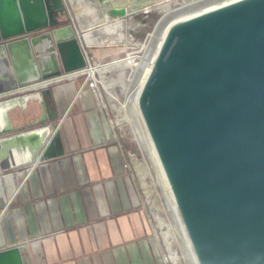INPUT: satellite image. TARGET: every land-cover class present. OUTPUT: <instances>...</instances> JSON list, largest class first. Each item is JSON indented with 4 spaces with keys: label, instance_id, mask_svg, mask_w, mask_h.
Instances as JSON below:
<instances>
[{
    "label": "water",
    "instance_id": "95a60500",
    "mask_svg": "<svg viewBox=\"0 0 264 264\" xmlns=\"http://www.w3.org/2000/svg\"><path fill=\"white\" fill-rule=\"evenodd\" d=\"M155 0H0V93L134 44ZM141 102L201 264H264V0L178 27ZM49 87L0 102V171L64 155ZM0 264H31L23 244Z\"/></svg>",
    "mask_w": 264,
    "mask_h": 264
},
{
    "label": "crops",
    "instance_id": "0c3cea01",
    "mask_svg": "<svg viewBox=\"0 0 264 264\" xmlns=\"http://www.w3.org/2000/svg\"><path fill=\"white\" fill-rule=\"evenodd\" d=\"M125 49L89 54L103 61ZM125 71L106 75L117 92ZM79 83L49 87L60 99L64 155L0 177V250L23 244L31 264H165L106 112Z\"/></svg>",
    "mask_w": 264,
    "mask_h": 264
},
{
    "label": "bare ground",
    "instance_id": "6f19581e",
    "mask_svg": "<svg viewBox=\"0 0 264 264\" xmlns=\"http://www.w3.org/2000/svg\"><path fill=\"white\" fill-rule=\"evenodd\" d=\"M176 1L177 0H159L156 1L155 6L150 9H162L163 13H161V18L156 22V25L154 26V33H152L149 38L141 44L142 54L138 55L140 64L135 66L133 58L136 56L132 53H128L125 59H115L113 60V62L107 63L104 66L97 63H91V65L87 69V72L89 76L99 73L100 77L104 78V71L109 67H118L121 69L129 68V72L128 74H126L127 77L130 78V81L132 69L134 67L137 68L138 74L136 75V85H134L131 94H128L126 102L122 104V106H125L126 111L121 119L129 124L134 135L139 136L141 147L143 145V147L148 149L149 151L152 164H154V170L156 174L155 176L159 180V183L161 182L164 192L166 193L167 199L169 201V207L171 208L174 222V224L171 225V230L176 237L175 240L180 239L182 248H184L187 257L192 259L193 264H201L198 252L196 251L194 245L193 238L189 233V228L184 220L181 207H179L177 195L176 193H174L165 164H163L160 152L157 149L154 137L151 133L148 121L145 118L141 102L143 99V95L145 94V89L151 78L153 77L152 75L157 63L159 62L158 60L163 51L167 48V44L174 32V29L213 16L216 13L239 7L245 3L253 2L255 0H190L189 2L183 1V3L178 7H172V4L176 3ZM180 3L181 2H179V4ZM71 16L72 19H74L73 13ZM69 79L72 78H66V80ZM104 82L105 81H103V83ZM104 87L106 88L107 86L105 85ZM129 92L130 91L128 90V93ZM112 97L113 99L118 100L115 94H113ZM128 101L132 110V115H128L127 113L128 111L126 103ZM171 256V262L175 263L177 258V251H174Z\"/></svg>",
    "mask_w": 264,
    "mask_h": 264
},
{
    "label": "rangeland",
    "instance_id": "374dc122",
    "mask_svg": "<svg viewBox=\"0 0 264 264\" xmlns=\"http://www.w3.org/2000/svg\"><path fill=\"white\" fill-rule=\"evenodd\" d=\"M156 1L159 0H155L154 3H156ZM178 1L181 3L179 4ZM183 1L189 2L190 0H177L176 3L172 4V7L180 6ZM150 13V18L146 21L147 25L141 28L140 34L138 35L135 43L122 46L126 49L128 47L127 50H123L122 53H120L113 59L103 61H96L90 55L93 61H95L96 63H111L115 59L124 58L127 52L132 51L131 48L134 46L138 48L136 50L141 51V44L145 40H147L152 33H154V26L156 25V22L161 18L160 16L162 15L161 13H163V11L162 9H155L150 10ZM140 54H142V51ZM136 64L138 65L140 64V62L136 61ZM119 70H121V68L109 67L104 71V78H101V83L103 85V88L101 89V105L97 106L94 96H92L93 100L97 107H102L105 110L107 119L108 121H110L111 127L114 131V136L119 142L122 150H124L126 158V169L129 171L130 178L133 181L135 193L137 194L139 199L140 208L144 210L147 219L149 223H151L152 229L154 230L155 235L158 238L160 250L161 252H163V258H166L168 260L166 264H193L192 259L187 257L184 248H182L180 239L175 240L176 237L171 230V225L174 224L171 208L169 207V201L167 199L166 193L164 192L163 186L161 182L159 183V180L155 176L156 174L154 170V164H152L149 151L148 149L144 148L143 145L141 147L139 136L134 135L129 124L121 119L126 111L125 106H122V104L126 102L128 94H131L134 85H136L135 81L137 78L136 75L138 74V70L136 67L132 69L131 80L129 81L130 78L127 77L129 68L123 69L126 70L125 72L127 73L126 83L124 84V86H122V89L120 88V92H117L115 87H111L108 79L106 78V75L112 73L113 71L117 72ZM77 81L80 82V87L83 90L84 88L88 89L87 86L82 87V79H77ZM103 81L105 82L103 83ZM105 85L107 86L106 88L104 87ZM128 90L130 91L129 93ZM113 94L117 96L118 100L113 99ZM126 106L128 115H132L129 101L126 103ZM173 250L177 251V258L175 263H172L170 260V258H172L171 255L174 252Z\"/></svg>",
    "mask_w": 264,
    "mask_h": 264
},
{
    "label": "built area",
    "instance_id": "2783aa9c",
    "mask_svg": "<svg viewBox=\"0 0 264 264\" xmlns=\"http://www.w3.org/2000/svg\"><path fill=\"white\" fill-rule=\"evenodd\" d=\"M64 5L66 6V14L69 16V20H71L72 25L75 27V21L74 19H72V13H71V9L69 7V5H67L66 0H63ZM132 51L127 52V54L125 55L124 58L121 59H125L128 55V53H132L134 54L136 57L133 58V62L136 64V61L140 62V59L138 57V55H140V51L136 50L138 48H136L135 46L131 48ZM83 53H84V59H85V63L86 65L82 68L79 69L77 71H73L71 73H69L68 75H64L60 78L54 79V80H50V81H40V83H35V84H31V85H27V86H22V87H18L12 90H8L5 92H1L0 93V102L1 101H5L8 99H12V98H16L19 96H22L24 94H28V93H32V92H38L41 89L50 87L51 85L55 84V82H59L61 80H66V78H72V79H82L83 80V85L87 86L88 89L90 90V92H92L97 106H100L101 101H102V92L101 89L103 88V85L101 83V77L100 74H93L91 76L88 75L87 69L89 68V66L92 64H96L95 61H93V59L90 57V55L88 54V51H86L85 48H83ZM97 64L99 65H106L107 63H100L98 62ZM6 173L3 171H0V177L5 176ZM155 235V232H154ZM156 236V235H155ZM168 260L166 258H163V263H167Z\"/></svg>",
    "mask_w": 264,
    "mask_h": 264
}]
</instances>
